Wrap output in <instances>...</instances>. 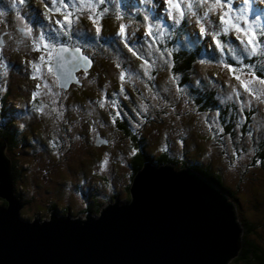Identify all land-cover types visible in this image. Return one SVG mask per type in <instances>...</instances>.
Segmentation results:
<instances>
[{
  "label": "rangeland",
  "instance_id": "obj_1",
  "mask_svg": "<svg viewBox=\"0 0 264 264\" xmlns=\"http://www.w3.org/2000/svg\"><path fill=\"white\" fill-rule=\"evenodd\" d=\"M163 6V0H152L151 3L146 0H106L102 7H107L109 12L101 21L99 36L92 23L82 17L79 24L74 26L73 39L85 45L84 53L93 60L87 77L82 71L76 72L80 83L72 84L66 90L57 88L53 78L49 77L52 92L59 95L42 93L34 102L33 93L37 90V84L42 85V82L30 78L32 70L29 62L37 59L40 53L31 50L30 41L23 37L20 30L27 25L34 32L47 33L52 22L46 18L44 21L46 9L41 0H23L22 3L20 0H0V11L6 13L0 17V37L2 35L4 41L0 51L2 62L7 66V74L0 77V108L2 97H6L4 105L14 109L4 113L2 122L10 116L15 131L19 129L24 135L23 142L15 143L7 150L5 143L3 147L10 172L15 173V188L22 202L20 217L31 220L35 212L40 218H48L51 201L59 210L68 206L69 211L75 214L84 209L86 203H93L90 198L94 196L95 205L90 204L88 212L92 216L98 215L100 207L114 197L117 201H125L131 174L127 161L133 156L134 148L130 136L116 122L112 123V116L119 111L121 115L116 121H125L128 129L141 138L147 151H165L169 157L176 159L174 169L182 166L180 161L189 163L191 160L188 159L196 158L201 161L202 167L208 165L210 171L219 173L221 183L228 188L230 196L237 197L238 206L234 209L237 219L245 218L253 222L254 231L249 236L264 244V103L252 99L242 88H238L241 93L239 100L232 94L231 88L237 85V81L227 70L216 67L221 54L209 41V36L202 43L205 48L202 53L212 46L208 51L217 55L207 64H201V60L196 59L186 83L178 80L171 82L170 76L177 74L167 66L154 68L151 74L155 79L148 80L140 68L142 61L128 52L116 34L121 22L129 23L130 17L123 13L134 12L139 17L137 22L132 23L135 29H130L136 30L131 43L137 48H147L145 41L152 39L145 36L147 24L161 23L164 27V20L175 27L170 19H158L166 17ZM238 6H241L240 0H235V7ZM251 9L260 12L264 20V0H254ZM257 11L250 10L249 22H253ZM117 14L123 19L116 20ZM146 15L149 16L147 21L144 19ZM211 18L216 19L215 16ZM52 19L61 17L56 15ZM185 21L188 30L197 28L199 32L195 18ZM230 36H225L228 44L233 40ZM22 39L24 43H19ZM166 40L169 38L166 37L163 45L157 46L173 50ZM204 56L207 57L206 54ZM155 58L145 56V59ZM260 59L262 61L258 62L259 58H256L252 62L257 69L264 64V58ZM117 63L134 74L133 81L124 85V95L120 94V69L116 67ZM229 63L237 67L252 64L244 61L237 64L233 60ZM0 72H4V69L0 68ZM135 74H139L140 78L135 79ZM256 74L264 76L258 70ZM189 82L194 88L212 91V103H209L217 105L220 111L222 107L224 111L217 116L216 111L204 110V105L197 104L189 92ZM177 88L184 91L177 92ZM29 90L32 91L30 104L18 107V103L24 100L15 99V94L26 96ZM229 95L233 96L231 100L227 99ZM103 97L107 99L105 107L101 108ZM112 100L117 102L116 108L110 106ZM249 100L250 107L245 103ZM142 103L148 106L146 113L140 109ZM41 104L44 106L43 112L37 111ZM214 119L223 128L222 133H218L216 125L209 129ZM137 124L140 126L136 127ZM96 134L108 143L99 141L94 144ZM105 155L109 163L101 171ZM90 180L98 183L92 191L88 189V186L92 187ZM231 197L228 199L231 200ZM227 262L235 264L230 259Z\"/></svg>",
  "mask_w": 264,
  "mask_h": 264
},
{
  "label": "water",
  "instance_id": "obj_2",
  "mask_svg": "<svg viewBox=\"0 0 264 264\" xmlns=\"http://www.w3.org/2000/svg\"><path fill=\"white\" fill-rule=\"evenodd\" d=\"M3 147L0 138V264H226L236 255L234 203L189 167L144 161L125 202L114 197L96 216L72 218L66 206L30 220L19 215Z\"/></svg>",
  "mask_w": 264,
  "mask_h": 264
},
{
  "label": "snow or ice",
  "instance_id": "obj_3",
  "mask_svg": "<svg viewBox=\"0 0 264 264\" xmlns=\"http://www.w3.org/2000/svg\"><path fill=\"white\" fill-rule=\"evenodd\" d=\"M20 2L22 3L23 0H20ZM146 2L151 3L152 0H146ZM253 2L254 0H241V6L237 8L235 7V0H163L166 17H158V19H170L173 21L174 26H179L182 21H192L195 18L194 22L199 27V34L211 37L215 49L221 54V59L216 67L227 70L230 76L237 81V85L231 88L232 94L239 100L241 93L238 88H242L244 93L252 99L264 103V99H262L264 98V76H257L256 74V70L264 73V64H261L259 69L255 64H243L245 58H264V23L260 22L261 13L251 9ZM41 3L45 5V18L52 22L49 25L48 32H34L33 28L27 25L20 30L23 37L30 41L31 50L40 53L37 59L29 62L32 70L30 78L42 82V85L37 84V90L33 93L34 101L42 93L59 95V93L52 92V86L48 82L49 77L53 78V84L63 88H67L73 81L77 84L80 83V79L75 76L76 72L82 71L84 76L87 77L88 70L93 65V60L90 55L84 53L85 45H81L78 40L73 39L74 26L79 24L82 17L86 18L92 23L97 36H99L102 27L101 21L109 12L107 7H102L105 5L106 0H41ZM250 10L257 11L255 22H249ZM4 15L6 13L0 11V17ZM56 15H59L61 19L53 20L52 18ZM212 16H215L216 19L213 20ZM115 19L122 20L123 18L117 14ZM144 19L147 21L149 16L146 15ZM229 34L234 35L235 40L239 42L238 48L222 39L223 36ZM116 35L128 52L142 61L140 68L148 80L155 79L151 73L156 67L167 66L171 70L173 50L162 49L157 46L163 45L165 38L168 37V32L165 27H162L161 23L147 24L145 36L152 39L145 41L147 48L144 49L137 48L134 43H131L132 37L135 36V30L129 31L127 24L121 22ZM19 43H24V40H20ZM3 47L4 41L0 39V50ZM226 53L231 56L233 61H236L237 64H243V66L237 67L229 63L224 58ZM145 56L148 58L155 56L156 58L145 59ZM2 61L3 56L2 51H0V68L4 69V72H0V77L7 74V66ZM200 63L207 64L210 62L201 60ZM116 67L120 69L118 76L121 81L120 94L124 95V85L133 81L134 74L130 70L122 68L120 63H117ZM139 78V74H135V79ZM178 79L179 77L176 75L170 76V81L173 83ZM148 91L151 92V88ZM183 91V89L177 88V92ZM125 98L127 97L125 96ZM232 98V95L227 96L228 100ZM106 99L107 97H103L100 101L101 108L105 107ZM245 103L246 106H251V100ZM110 106L116 108L117 102L112 100ZM140 109L146 113L148 106L142 103ZM37 111L43 112L44 106L42 104L38 106ZM241 111H243V107ZM120 115V112L117 111L112 116L113 124ZM217 116H219V113H217ZM213 125H216L218 133L223 132V128L219 127L217 120L214 119L212 124H209L210 130ZM139 126V124L136 125V127ZM100 143L106 144L108 141L101 139ZM131 154L135 155L136 150L133 149ZM108 163V156L105 155L101 163V171L107 168Z\"/></svg>",
  "mask_w": 264,
  "mask_h": 264
},
{
  "label": "trees",
  "instance_id": "obj_4",
  "mask_svg": "<svg viewBox=\"0 0 264 264\" xmlns=\"http://www.w3.org/2000/svg\"><path fill=\"white\" fill-rule=\"evenodd\" d=\"M240 3H241V0H240ZM238 7H240V6H238ZM123 14L130 17L129 23H128L129 31H131L130 30L131 28L135 29V27H133L134 25L132 23L134 21L137 22V19L139 16L134 15L135 14L134 12L131 14H126V13H123ZM44 21H45V17H44ZM162 21L164 23L165 30H168V32H170L168 34L169 40H166V42L168 45H171L173 47V50H174L173 55L171 57L173 65H172V68L170 71L174 74H177V76L179 77L178 82L186 83L187 80L190 79L191 66L195 62L196 59L205 60V61H213L217 54L214 53L213 51H208L212 46H210L209 48L207 47V50H205L204 53H202V49H205L204 47H202V43L204 41H206L208 38H207V36H201L199 34L197 28H192V29L188 30V28L185 26L186 21H182L179 26H175V27H172V25L165 23L164 20H162ZM253 22H255V19H253ZM260 22L264 23V20L261 19ZM39 25H41V23ZM135 25H137V23ZM226 38L227 37H225V36L222 37V39L227 43L228 38L227 39ZM231 39H233V40H231V45L233 47L238 48L237 41L235 40L234 35L231 36ZM209 41L211 42V40H209ZM204 54H206L207 57H205ZM224 58L227 59L228 62L232 61L231 56L229 54H227V55L225 54ZM255 59L256 58H251V59L245 58L244 62H251L252 63ZM259 61H262V60L259 58L258 62ZM252 64H255V63H252ZM256 64H257V62H256ZM192 82H194V81H192ZM187 88L189 89V92L195 97L196 103L199 104L200 106L204 105L203 106V107H205L204 110H208V109L213 110L219 114H221L224 111V109L222 107H221V111H220V109L217 107V105H211L210 104V103H212V99L210 96V94H212V91H206L205 88L203 90H201L199 88H194L192 86L191 82H189V84L187 85ZM196 91H199L202 94H198ZM205 96H206V101L204 100ZM7 97H8V95H7ZM2 98L4 101L5 98L4 97H2ZM31 99H32V97L30 99H28L27 105L30 104ZM23 104H25V103L23 101H21L19 103V107ZM18 110H21V109H18ZM9 111H12V109H5V107H3V102H2V105L0 108V120H1L0 121V130H1L0 137L4 140L6 150H7V148H11L12 145H14L15 143L23 142V139H24V135L20 131H18L19 129L15 131L14 125L11 123L12 119L10 116L7 117L6 121L2 122L4 119L3 118L4 113H7ZM12 116H13V113H12ZM1 117H2V119H1ZM116 125L125 134L130 136L129 138L131 140V145L136 150V154L131 156L127 161L128 165L131 169V174H130L131 180H132L135 172L140 168L141 164L144 161H148L151 164H155V165H157V164L174 165L175 164L176 159L169 157L165 151L160 150L157 153H151V152L147 151V149L144 146L141 138H137L136 135L133 134L128 129L125 121H122V120L116 121ZM17 135H19V138H17ZM188 160H191V161L189 163H186L184 161H180L182 164V166H180V168L189 167V168L195 170L196 172L201 174L203 177H205L208 181L213 183L218 189H220L221 191H224L228 197L230 196L228 188L223 186L221 183V177H220L219 173L210 171L208 165L206 167H202V164L200 163L201 161L196 159V158L188 159ZM11 175L13 177L12 178V187H13L14 194L19 198L17 190L15 188V173L11 172ZM127 188H128V186H126V190H128ZM93 198H94V196H92L90 198V200L95 201ZM128 198H129V193L126 195V199H128ZM230 199L233 200V202L235 203L234 206L236 208L238 206L237 197H231ZM0 203H1L0 204L1 206L6 204L5 200H3V199L0 200ZM50 203H51V205H50L51 209L57 208V206L55 205L54 202L51 201ZM85 208L89 209V206L87 205V203H86V206L84 207V209ZM239 222H240L241 228H242V232L240 234V244H239V248L236 251V255L232 256L230 261H234L235 264H264V244L261 242L254 241L249 236L250 234H253L254 227H255L254 223L249 221V220H246L245 218H241V219L239 218Z\"/></svg>",
  "mask_w": 264,
  "mask_h": 264
},
{
  "label": "clouds",
  "instance_id": "obj_5",
  "mask_svg": "<svg viewBox=\"0 0 264 264\" xmlns=\"http://www.w3.org/2000/svg\"><path fill=\"white\" fill-rule=\"evenodd\" d=\"M163 8H165V6H163ZM163 14H164V10H163ZM1 31H4V30H1ZM0 33H2V32H0ZM228 36H230V34L228 35ZM1 37H2V35H1ZM1 37H0V39H1ZM231 37V36H230ZM15 39V38H14ZM13 39V41L15 42V40ZM234 39V38H233ZM75 76H76V73H75ZM72 84H77V83H75V82H72V83H70L69 84V86L67 87V88H63V87H59V86H57L56 84V87L57 88H59V89H61V90H66V89H68L69 87H71V85ZM31 92L32 91H28V93L26 94V96H24V95H22V94H17V95H15V99H23L24 100V103H25V105H27V101H28V99H30L32 96H31ZM6 98V97H5ZM5 100V99H4ZM15 102H16V100H15ZM20 103V102H19ZM18 103V104H19ZM3 107H5V109L7 108V109H9L6 105H4V101H3ZM18 107H19V105H18ZM12 110H14V109H12ZM1 138V137H0ZM102 138V137H101ZM2 139V138H1ZM104 139V138H103ZM3 140V139H2ZM3 142H4V140H3ZM13 178V177H12ZM131 179H130V183L127 185L128 187H129V185L131 184ZM90 184H91V186L92 187H89L88 186V189L90 190V191H92L93 190V188L94 187H96V186H98V183H97V181H95V180H90V182H89ZM19 186H21V185H19ZM12 189H13V187H12ZM128 189V188H127ZM220 190V189H219ZM14 192V191H13ZM222 192H224V191H222ZM225 193V192H224ZM226 194V193H225ZM226 196H227V194H226ZM230 197V196H229ZM228 196H227V198H229ZM20 199V198H19ZM125 199V201L127 200L126 198H124ZM125 201H119V202H125ZM230 201H232L233 202V200H230ZM90 202H91V200H90ZM95 203V201H93V203L91 202V203H87V205L89 206L90 204H92V205H95L94 204ZM234 203V202H233ZM235 204V203H234ZM50 210H52L53 212H55V213H57V214H59V215H64L65 213L64 212H66V208H62L61 210H59L58 209V207L56 208V209H50ZM83 210V211H82ZM82 210H79V211H77L75 214H73V213H71L70 211H69V215H70V217H72V218H74L75 216H77V215H79V216H82L83 214H79V213H84V212H90V209H85V211H84V209H82ZM61 211H62V213H61ZM60 212V213H59ZM19 215H20V210H19ZM39 216V215H38ZM92 216V215H91ZM94 216H96V215H94ZM40 218V217H39ZM27 219H29V218H27ZM40 219H47V218H40Z\"/></svg>",
  "mask_w": 264,
  "mask_h": 264
},
{
  "label": "bare ground",
  "instance_id": "obj_6",
  "mask_svg": "<svg viewBox=\"0 0 264 264\" xmlns=\"http://www.w3.org/2000/svg\"><path fill=\"white\" fill-rule=\"evenodd\" d=\"M231 259V258H230ZM226 264H227V262H226Z\"/></svg>",
  "mask_w": 264,
  "mask_h": 264
}]
</instances>
